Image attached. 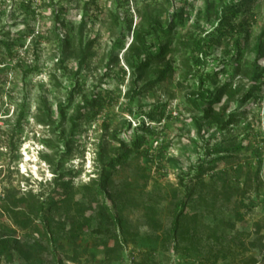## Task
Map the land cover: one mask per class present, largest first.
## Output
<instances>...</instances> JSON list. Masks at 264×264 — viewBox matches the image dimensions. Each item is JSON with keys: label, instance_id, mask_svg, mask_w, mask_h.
Segmentation results:
<instances>
[{"label": "rangeland", "instance_id": "374dc122", "mask_svg": "<svg viewBox=\"0 0 264 264\" xmlns=\"http://www.w3.org/2000/svg\"><path fill=\"white\" fill-rule=\"evenodd\" d=\"M88 1L0 0V37L9 32L11 35L5 39L12 44V55L0 46V225L15 229L19 237L28 233L17 228L2 210L5 201L2 195L7 190L19 196L29 184L37 190L39 181L50 180L54 169L62 171L65 179L71 176L68 171L77 170L71 203L61 205L54 214L52 230L60 244L57 249L67 255H71L74 247L80 252L84 248L88 250L79 262L65 259L62 264H107L100 243L107 241L110 234L94 231L96 209L78 214V219L91 215V220L89 227L76 236L71 234L69 217L78 213L80 202H85L87 207L80 187L94 176L100 136L104 134L107 142L117 146L118 142L110 135L117 130L119 138L130 145L135 127L143 119L141 114L155 110L163 114L160 122L150 123L145 118L144 121L150 123L157 134L147 135L138 152H133L123 168L112 175L109 191H119L116 210L123 217L128 242L122 244L123 262L111 264H132V259L138 261L146 257L150 259L149 264H253V260L254 264H264V86L246 103L230 104L229 111L246 109V112L244 116H237L229 130L210 128L204 139L198 136L191 120L193 115L201 114L188 101L189 93L198 88V75L185 73L182 64L185 55L181 50L173 55L174 70L169 79L146 86L141 94L128 97L129 73L121 75L120 68L125 66L120 53L117 54L118 62L108 66V75H103L119 34L108 19V11L116 8L117 0H95L88 6L82 36L84 42L94 41V54L85 68L77 72V60L71 58L66 60L65 68L56 69L59 50L53 30L56 29L61 38L66 32L75 34ZM189 3V14L179 31L205 29L203 35H211L217 21L205 20V0H189ZM181 4V0H171L168 8L174 9ZM138 5L140 0H128L126 9L129 12L126 13L132 16L133 23L139 17ZM60 6L67 7L60 18L63 24H57L54 16ZM248 7L234 20L236 28L229 29L219 43L200 56L203 74L213 75L219 67L223 68L218 74L217 85L232 77L233 82L249 86L247 80L234 71L233 45L236 39L246 43L241 57L245 69V64L252 63L256 57L251 47L264 30V0H253ZM124 14L122 11L121 15ZM124 35L127 43L130 35L126 30ZM259 64L264 67V53ZM31 68L35 70L28 73ZM153 78L149 76V80ZM76 81L83 84L87 93L98 94L100 111L95 116L87 114L77 132L70 135L69 123L61 121L56 104L59 100L65 101L66 91L71 90ZM204 85L215 87L210 82ZM42 96L49 107L44 114L38 110ZM75 99L76 102L80 100L79 96ZM21 110L25 118L18 126L16 121ZM44 115L53 120L51 128L39 124L38 117L44 118ZM70 138L72 144L67 152L62 141ZM224 139L225 144L232 141L230 154L236 158L235 165L217 158L221 154H206L207 147L223 145ZM45 141L54 147L46 146ZM239 145L240 148L235 149ZM45 153L52 158L51 165L41 157ZM210 158L216 159L215 168L205 171L201 180L194 178L196 168L189 172L190 168L197 167L200 162L206 164ZM226 183L229 186L224 187ZM257 183L260 184L258 190ZM186 193L190 195L184 206L182 237L173 239L169 230L176 214L175 204ZM118 228L104 226L103 230L109 229L111 234L116 233L122 239L124 234ZM45 259L55 264L50 262L49 256ZM0 264L45 263H24L16 257L7 261L1 256Z\"/></svg>", "mask_w": 264, "mask_h": 264}, {"label": "trees", "instance_id": "16d2710c", "mask_svg": "<svg viewBox=\"0 0 264 264\" xmlns=\"http://www.w3.org/2000/svg\"><path fill=\"white\" fill-rule=\"evenodd\" d=\"M181 1L182 4L179 7L169 9L168 5L171 3V0H140V5L136 7L139 17L133 23L132 16H128L127 14L129 12L126 9L128 8V0H117L115 3L116 8L108 11V19L113 27L119 31V34L113 44L114 50L108 60L109 63L105 64V73L103 75H108V66L118 62L117 54L120 53L125 66V68H120L121 75L124 77L126 72L129 73V86L126 94L128 97L139 95L146 86L156 85L171 77L174 70L173 55L181 50L182 54L185 55L182 60L185 73L187 75L192 74V76L198 75V88L189 93L188 101L201 114L193 115L191 120L196 127L198 136L204 139L205 133L210 128H218L224 132L229 130L230 126L236 122L237 116H244V112H246V109L244 111H240L239 109L229 111L230 104L237 102L240 104L246 103L255 96L257 90H261L264 86V67H261L259 64L260 58L264 53V30L255 38L254 44L251 47L256 57L252 63L245 64V69L241 65V57L243 51L246 49V43H242L239 39L234 41L233 55L236 60L234 71L236 74L244 77L249 86L246 87L245 83L242 82H233L232 77L217 85L218 74L223 72V68L219 67L213 75L210 73L203 74L200 56L209 52L208 49L215 43H219L220 37L227 34L229 29L236 28L234 27V20L244 11L243 8H245V11L249 9L248 5L253 0H232L230 2L217 3L205 0V9L203 11L205 20L208 21L210 18H213L217 21L214 32L208 36H206L208 33L203 35L205 29L186 33L179 31L184 26L185 17L189 14L187 6L190 4L189 0ZM94 3L95 0H89L86 3L85 13L80 20L75 34L66 32L65 36L61 38L56 29L53 30L59 50L56 69L65 68L66 60L74 58L77 60L76 71L79 72L91 61L94 54L92 52L94 41L88 40L84 42L82 35L87 23L88 6ZM121 10L125 13L124 15H121ZM66 11L67 7L60 6L58 11L55 12L54 16L57 24H63L60 18ZM240 25L238 23V26ZM125 30L130 35V40L127 43L124 35ZM10 35L9 32L3 33V38L0 37V46L9 55H12V44L8 39H5V37H9ZM18 36L21 37L22 34L20 33ZM76 39H78L77 42ZM34 70L35 68H31L27 72L31 73ZM150 75L154 78L149 80ZM51 76L54 78L53 75ZM206 82H210L215 87L211 89L209 85L205 86ZM55 85L60 87L58 82ZM83 88V84L76 81L72 89L66 91L67 97L65 101L59 100L56 104V110L61 121L69 123L70 135H74L77 132V128L87 114L95 116L100 111V104L97 100L98 94L94 91L87 93ZM76 96L80 98L77 102L75 101ZM47 109H49L47 100L42 96L38 104V110L44 114ZM69 110H71V113H69ZM141 115L143 119L135 127L136 133L134 138L131 139L130 145H127L119 138V131L117 130L112 131L110 134L112 140L118 142L117 146H113L107 142L104 134L100 136L96 145L94 176L90 177L89 181L80 187L83 199L87 200V207L84 206L85 202H80V206L77 208L78 213L69 217L71 221V234L76 236L89 227L91 220V215L81 216L83 218L78 219V214L79 216L82 215L86 209H96L97 226L94 231L110 234L107 237V241L104 240L100 243L107 264L123 262L122 244L128 242V239L125 237L126 231L123 217L116 210L119 191H109L112 175L123 168L133 152H138L147 135L155 136L157 134L150 123L160 122L163 116L162 113H158L155 110ZM44 116V118L38 117L39 124L47 125L51 128L53 120L48 115ZM24 118L25 113L21 110L16 124L19 126ZM144 118L150 123L145 124ZM104 127H106L105 123ZM62 142H64L68 149L67 152H69L72 139L70 138ZM231 142L229 140L225 144L224 139L223 145H217L213 148L207 147L206 154H221L217 158L235 165L236 158L230 154L233 150ZM45 145L50 148L54 147L48 141H45ZM240 146L235 149H239ZM41 157L49 165L53 163L52 158L47 153L42 154ZM215 161L216 159L210 158L206 164L200 162L197 167L190 168L189 172L196 168L193 177L201 180L202 174L205 171L215 168ZM53 171V176L50 180L38 182L37 190L29 184L30 187L19 196L17 192L9 190L6 191V194L2 195V198L5 200L2 204L3 212L8 214L12 223L17 228L28 231L24 236L19 237L16 235L15 229L7 225H0V257H4L7 261L16 257L24 263L42 262L49 264V261L45 259L49 256L51 263L62 264L65 259L79 262V258L82 255L88 254L87 248H84L80 252L74 247L71 255L61 253L57 249V246L60 244H57L58 236L52 230L54 214L59 211L61 205L71 203L75 193L73 178L79 173L77 170L72 169L68 171L71 174L70 178L65 179V174L62 171L59 172L57 169ZM189 172L184 175H188ZM184 175L180 178L181 182ZM211 177L214 178L212 174ZM255 177L257 178V173ZM223 186L227 187L229 183ZM259 186L260 184L257 183L256 190L259 189ZM189 195L190 193H186L185 196H180L178 199L179 203L175 204L176 214L169 230V235L173 239H178L179 236L182 237L180 229L183 226L184 206ZM104 226L107 228L109 226L119 227L118 229H120L124 236H122V239H119L118 235L116 233L111 234L112 232L110 233L109 229L103 230ZM33 233H36L37 237H34ZM149 261V257H146L138 261L132 259L131 263L149 264ZM255 262V260L252 261L253 264Z\"/></svg>", "mask_w": 264, "mask_h": 264}]
</instances>
